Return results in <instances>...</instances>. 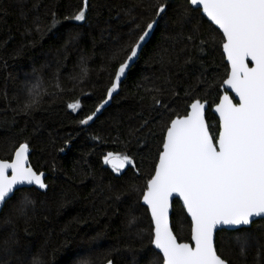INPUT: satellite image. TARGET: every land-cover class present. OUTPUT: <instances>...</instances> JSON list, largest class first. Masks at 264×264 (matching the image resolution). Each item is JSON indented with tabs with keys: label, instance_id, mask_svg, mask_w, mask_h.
Wrapping results in <instances>:
<instances>
[{
	"label": "trees",
	"instance_id": "1",
	"mask_svg": "<svg viewBox=\"0 0 264 264\" xmlns=\"http://www.w3.org/2000/svg\"><path fill=\"white\" fill-rule=\"evenodd\" d=\"M184 2L169 0L172 8L167 27L161 21L117 92L89 125L82 126L79 120L106 97L109 73L115 67L112 52L129 43L135 23L143 26L151 18L146 9L153 0H91L85 21H64L43 37L27 32L36 11L43 15L54 10L63 21L77 10L80 0H25L23 9L16 0H0V159H8L19 143L30 140V165L46 172L49 185L46 191L31 187L16 192L19 196L21 191H31L36 201L30 221L18 224L20 246L28 249L23 255L17 253L23 264H29L34 254L45 264H78L85 257L92 264L109 260L113 264H161V254L150 244L147 207L136 191L126 190L132 184L143 186L149 178L162 142L161 127L172 118L166 115L162 120L152 112V97L162 95L173 115L185 114L194 98L207 99V120L215 134L218 127L213 125H218V118L211 109L222 95L219 85L229 71L222 33L199 10L183 32L187 36L195 28V44L182 51L186 42L172 23V11ZM70 29L79 36L65 48ZM201 41L206 42L202 50L198 47ZM190 58L192 63H187ZM82 68L87 69L86 75ZM37 74L46 93L40 106L30 115L13 111L18 102H24ZM188 89L194 91L185 98ZM77 100L81 109L67 108ZM145 119L151 121L148 127L130 136ZM149 130L154 135L144 136ZM137 136L144 138L137 142ZM65 140L70 142L68 146ZM126 151L136 157L138 178L132 177L131 168L117 174L104 163L107 153ZM117 194H121L119 200ZM8 212L5 206L0 217ZM132 216L137 223L130 228L127 220ZM25 227L29 228L27 234ZM172 227L180 241H190L191 221L179 200L173 202ZM245 234L249 246L242 258L237 237L243 239ZM257 238L264 245V219L239 231H219L216 247L230 264H264V256L257 259Z\"/></svg>",
	"mask_w": 264,
	"mask_h": 264
},
{
	"label": "snow or ice",
	"instance_id": "2",
	"mask_svg": "<svg viewBox=\"0 0 264 264\" xmlns=\"http://www.w3.org/2000/svg\"><path fill=\"white\" fill-rule=\"evenodd\" d=\"M16 2L23 9L25 0ZM90 5L91 0H80L77 10L63 17V21L58 19L54 10L49 9L43 15L37 10L27 32H36L43 37L64 21H85ZM95 7L99 11L100 6ZM33 8L38 9V5ZM170 8L169 0H153L150 8L146 9L151 11V18L143 26L132 20L135 27L130 30L129 43L112 52L110 59L115 67L109 73L111 78L106 97L94 111L79 120L80 125H89L117 92L147 39L161 21L167 27ZM197 10L222 32V48L229 71L219 87L223 89L227 86L238 102H233L227 91L218 97L219 102L214 105L218 125H213L218 127V132L210 134L205 120L207 99L194 98L186 105L185 114L173 115L162 95L152 97V112L162 120L166 115L172 118L161 127L162 142L149 178L143 186L138 188L132 184L126 190L136 191L140 201L147 206L150 244L162 254L159 257L161 264H230V260L218 252L214 233L223 226H228L226 230L239 231L240 226L251 227L257 218L264 219V0H185L172 11L175 17L172 23L180 29L181 39L186 42L182 51L188 50V44H195L196 29L193 28L192 34L187 36L183 32L191 25ZM125 14L128 15V12ZM69 31L71 34L65 48L79 36V33ZM205 43L201 41L198 47L202 50ZM160 59L163 61V57ZM84 62L82 57L81 63ZM186 62L192 63V58ZM4 67L7 65L4 64ZM81 73L86 75L87 69L82 68ZM42 89L43 81L37 74L35 83L27 89L24 102H18L17 109L13 111L30 115L40 106L41 98L46 94ZM193 91L186 90L185 98H190ZM13 99L18 100L17 97ZM67 108L77 111L82 105L77 100L67 104ZM150 122L143 120L129 135L141 133ZM152 135L151 130L144 134ZM136 138L139 142L144 137ZM94 139L99 140L98 137ZM69 143L65 140L66 146ZM29 155L30 140L19 143L8 159H0V212L5 206L9 208V212L0 217V264H23L17 253L23 255L28 251L20 246L18 224L21 220L26 224L30 221L29 213L35 211L36 201L31 191H21L17 196L18 188L34 186L36 191H46L49 187L45 182V173L34 170L29 164ZM103 160L117 174H124L131 168L132 177L140 176L136 157L127 151L109 152ZM173 194L182 199L183 208L191 218V243L178 242L170 228L169 201ZM120 195H116L117 200ZM136 223L135 216L127 220L130 228ZM24 232L27 234L29 228L25 227ZM237 241L241 257L246 258L248 234L243 239L237 237ZM257 243L259 259L264 256V245H259V238ZM29 264L45 262L39 254H34ZM78 264H92V261L85 257ZM108 264L112 261L109 260Z\"/></svg>",
	"mask_w": 264,
	"mask_h": 264
},
{
	"label": "water",
	"instance_id": "3",
	"mask_svg": "<svg viewBox=\"0 0 264 264\" xmlns=\"http://www.w3.org/2000/svg\"><path fill=\"white\" fill-rule=\"evenodd\" d=\"M203 15V14H202ZM205 18L208 20V18L205 16ZM209 21V20H208ZM210 22V21H209ZM217 29H218V26H216V25H214ZM219 30V29H218ZM220 31V30H219ZM221 32V31H220ZM222 33V32H221ZM153 34V33H152ZM151 37V36H150ZM150 37L147 39V42L149 41V39H150ZM146 42V43H147ZM146 43H144V45H143V47L145 46V44ZM141 53V52H140ZM140 55V54H139ZM225 55V54H224ZM139 57V56H138ZM225 58H226V56H225ZM138 59V58H137ZM137 59L135 60V62L137 61ZM226 61H227V59H226ZM134 62V63H135ZM134 63H132V65L134 64ZM228 63V62H227ZM248 63H249V66L251 67V62L250 61H248ZM131 65V66H132ZM129 71V70H128ZM128 73V72H127ZM127 76V75H126ZM126 78V77H125ZM124 78V79H125ZM123 79V80H124ZM122 80V81H123ZM121 84V83H120ZM119 87H120V85H119ZM119 89V88H118ZM225 91H227L228 92V95L230 96V97H232V99H233V102H238V98L235 96V94L230 90V89H228V87L227 86H225L223 89H222V95H223V93L225 92ZM219 102V101H218ZM208 108H209V104L207 105V107H206V111H205V120H206V124L209 126V124H208V120H207V110H208ZM211 111L213 112V114L218 118V114H216L215 113V111H214V106L212 107V109H211ZM219 119V118H218ZM209 131H210V128H209ZM210 134H212L211 133V131H210ZM28 160H29V158H28ZM29 164H30V161H29ZM110 166V165H109ZM43 173H45V178H46V176H47V174H46V172H43ZM9 175H11V173L9 172L8 173ZM34 187V186H33ZM22 188H28V187H21V188H18V190L19 189H22ZM174 200H179L180 202H181V204H182V206H183V201H182V199L178 196V194H173V196L170 198V201H169V225H170V228L172 229V231H173V234L176 236V234H175V232H174V230H173V227H172V214H173V202H174ZM142 202V201H141ZM143 204V203H142ZM144 206H146V205H144ZM147 207V206H146ZM185 211H186V209H185ZM1 213V212H0ZM187 213V212H186ZM150 214V213H149ZM189 217V219H190V221H191V218H190V216H188ZM259 218H257L256 220H258ZM255 220V221H256ZM228 228V226H223V227H221V228H219V230H217L215 233H214V241H215V245H216V238H217V233L219 232V231H221V230H226ZM241 228H246L245 226H240L239 227V229H241ZM177 237V236H176ZM177 241L178 242H180V243H184L185 241H180L179 239H178V237H177ZM188 243H191V240L190 241H188ZM153 248L155 249V246L153 245ZM157 252H159V250L158 249H155ZM160 253V252H159ZM161 254V253H160ZM161 256H162V254H161ZM108 264V263H107ZM113 264V263H112Z\"/></svg>",
	"mask_w": 264,
	"mask_h": 264
}]
</instances>
